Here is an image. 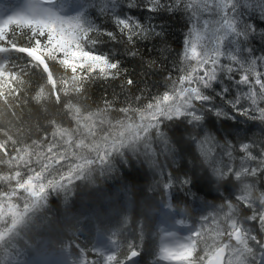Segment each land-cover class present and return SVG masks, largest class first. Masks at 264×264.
I'll return each mask as SVG.
<instances>
[{"label": "snow or ice", "instance_id": "1", "mask_svg": "<svg viewBox=\"0 0 264 264\" xmlns=\"http://www.w3.org/2000/svg\"><path fill=\"white\" fill-rule=\"evenodd\" d=\"M260 5L264 11V0ZM241 6L242 0H146L145 10L154 19L165 14L186 17L188 31L173 65L176 75L165 74L162 92L145 96L141 90L121 108H110L112 102L105 100V107L95 111L87 107L82 111L79 106L81 100L86 102L87 85L96 79L115 80L122 71L126 72L120 59L95 47L103 43L98 37L104 35L111 42L130 46L129 55L135 56L132 49L136 43L150 37L163 38L166 25L152 21L145 24L142 15L117 12L118 0H28L22 8L0 18V101L4 108L11 110L24 103L22 89L28 87L25 77L29 69H39L51 91L45 95L44 86H40L32 99L54 100L75 124L74 128H66L53 119L49 122L52 130L43 134L42 142L32 140L30 144L24 142L19 131L0 128L4 137L0 139V165L7 168V174L0 175L4 182L0 185V264H138L133 258L141 256L137 248H142L145 240L146 219L133 221L123 215L114 231L98 228L100 238L91 252L100 260L89 259L74 240L53 246L43 239L29 243L25 237L40 227L38 221H46V227L55 223L45 216L51 211L50 197L63 195L71 211L75 205H69V197L75 196L81 184L93 189L88 195H96L101 191L96 186L98 176L120 168L127 172L145 163L163 177L164 190L178 183L182 199L188 203L199 201L201 193L211 195V186L223 182L236 201L233 204L226 199L219 206L223 212L220 219L226 227H218L211 244L201 235V229H192L184 220L175 219L177 215L187 216V208L162 203L160 210H167L163 211L164 226L147 233L156 244L153 264H264V192L253 198L257 183L264 184V149L253 155L249 143L238 139L234 145L227 136L221 143L216 135L205 131L202 114L212 111L234 122L237 128L239 117L256 119L258 114L264 120V55L254 57L251 48L242 47L256 29L243 21ZM91 9H99L101 18L107 15L115 31H102L92 19ZM50 62L70 75L54 78ZM225 76L232 87L215 92L213 84ZM135 83L132 78L124 81L129 89ZM209 90L214 95L207 94ZM217 98L221 100L219 105L213 103ZM110 112L121 118L113 119ZM180 124L199 127L204 134L170 137V126ZM193 148L204 172L197 174L192 169L191 175L185 171L183 177L174 178L173 172L166 170L167 160L175 163V157ZM240 205L252 214L241 216ZM96 218L104 222L102 210L96 212ZM207 219L201 217L202 221ZM133 222L140 243L129 241L122 245L117 237ZM253 222L259 224L258 230L248 226ZM213 223H218L215 217ZM176 224L187 227L191 234L180 235ZM257 231L259 238L254 234ZM198 243L203 244L199 248L202 254H198ZM73 247L76 253L70 252ZM121 247L127 249L122 259L118 257ZM29 253L35 259H18ZM72 255L75 260L69 259Z\"/></svg>", "mask_w": 264, "mask_h": 264}, {"label": "trees", "instance_id": "2", "mask_svg": "<svg viewBox=\"0 0 264 264\" xmlns=\"http://www.w3.org/2000/svg\"><path fill=\"white\" fill-rule=\"evenodd\" d=\"M16 1L18 0H0V3L9 4ZM145 3L146 0H118L116 11H122L127 16L135 14L140 17L142 15L145 24L149 21L163 23L166 25L165 36L163 38L150 37L147 41L137 42L135 48L132 49V51L136 52L135 56L129 55L130 46L122 45L119 42H111L104 35L99 36L98 39L103 43L95 47L101 48L106 53L110 51L112 55L120 59L121 68L126 70V72L122 71L119 78L115 80L96 79L88 84L87 91L84 94L87 98L86 102L81 100L79 104L82 111L85 107L89 111H95L97 108L102 109L105 107V100L112 102L110 108L125 107L136 95L140 94L141 90H143L145 96L149 92L152 94L162 92L165 87L166 73L172 72L173 75H176L173 65L176 64L178 54L182 51L183 40L188 31L185 28L186 17L184 15L169 17L165 14L154 19L153 15L145 10ZM129 5H133V7H129ZM239 11L243 21L253 24L256 29L254 33L250 34L249 41L242 47L251 48L254 57L264 55V36L261 35L262 31H264V11L261 9L260 0H242V6ZM90 13L92 19L96 21L98 27L102 28V31H115V25L112 20L107 15L101 18L99 9H91ZM20 38L21 34L18 32L17 40H20ZM23 39L26 40L27 36H24ZM89 47L94 46L89 45ZM49 67L53 71L54 78L58 79L61 76L70 75L58 64L54 65L50 62ZM127 78H132L136 82L130 89L124 85V81ZM25 79L28 81V87L22 89L21 99L24 103L20 107L14 106L11 110H8L4 108L3 102L0 101V128L11 129L12 133L19 131L24 142L30 144L32 140L42 142L43 134L45 132L50 133L52 130L49 122L53 119L62 127H75L70 115L66 114L54 100L42 99L37 102L32 99L40 86H44L45 95L51 91L50 87L45 83L46 77L44 73L39 69H29ZM222 87H232L226 76L221 77L217 83L213 84L215 92H219ZM57 91H59V84H57ZM207 94L214 95L212 90H209ZM228 99H231V96ZM73 103L76 104L77 100L74 99ZM213 103L219 105L221 100L217 98ZM132 106L136 107L137 105L133 104ZM245 106L248 107V104L246 103ZM205 107L209 108L211 105ZM224 111L227 112L228 108L225 107ZM202 114L204 116L203 125L205 131L216 135L221 143H223V138L227 136L234 145L237 144L238 139L249 143L254 149L253 155L264 149V120H260L258 114H255L256 119L239 117L240 126L238 128L234 126V122L225 121L223 117L215 116L212 111L205 110ZM110 115L113 119L121 118L115 112H110ZM170 127L172 130L168 134L173 138L181 135L188 137L190 135L202 136L204 134L199 127L192 128L186 124L171 125ZM80 132L84 133L83 128H81ZM84 134L86 135V133ZM98 135H102V133L98 132ZM3 138L0 135V139ZM177 147L179 148L180 146L177 145ZM233 156H237L236 151L233 152ZM160 159L163 161L164 157ZM200 163L195 148H193L191 151H186L181 156L175 157V163L170 159L167 160L165 167L167 171L173 172L175 178V176L183 177L185 171H189L191 175L190 170L192 169L197 174L203 173L204 169L200 167ZM254 166L255 164L249 165V167ZM4 174H7V168L0 165V175ZM162 180L163 177L158 174V170L147 163L127 172L123 168L116 172H105L104 175H100L96 179V186L101 190L99 193L88 195L93 189L91 187L85 188L81 184L80 188L76 189L75 196L69 197V205H75L71 211L65 205L63 195L50 197L49 207L51 211L46 212L45 216L55 223L46 227V221H38L40 227L34 229L25 239L29 243H35L36 240L43 239L51 241L53 246H59L62 241L74 240L75 243L80 244L81 248L85 249L89 259L99 260L100 257L95 256L91 252L92 246L100 238L98 236V228L104 232L114 231L119 226L118 221L123 219V215H128L133 221L137 219H146L147 221L145 225V240L142 248H137V251L141 252L138 262L140 264H149L155 258L156 244L155 241L148 237L147 233L148 231L155 232L156 227L161 226L163 221H165L166 218L163 211L167 210L161 211L160 209L162 208V203L170 202L175 207L187 208V216L177 215L175 219L177 221L184 220L185 225L192 226L194 229H201V235L211 244L212 240L216 238L215 233L218 227H226L220 219L223 212L219 210V206L224 204L226 199L236 204L233 195L230 194L227 183L213 184L210 188L211 195L201 193L199 201L188 203L182 199V190L178 183L174 182V186L171 189L164 190L161 183ZM3 183V181H0V185H3ZM260 192H264V184L257 183L253 198L258 197ZM257 207H259L258 204ZM239 208L241 216L252 214L250 211L244 210L242 205ZM124 209L128 211L117 216V213ZM98 210H102L103 223L96 218ZM224 211H227V209H224ZM205 216L208 219L202 221L201 217ZM214 217L218 222L216 224L213 223ZM248 226L257 230L260 227L257 222H253ZM137 232V225L133 222L124 229V234L119 235L117 239L122 245H126L129 241L139 244ZM254 234L259 238L258 231ZM21 246L24 247L23 243H21ZM202 247L203 244L198 243V254H202L199 252V248ZM125 251H127L126 247H121L118 257L122 259ZM70 252L76 253L77 249L73 247ZM33 256L34 254L29 253L27 257L21 255L20 258L25 259ZM57 258L63 259V257ZM69 259L75 260L76 256L72 255Z\"/></svg>", "mask_w": 264, "mask_h": 264}, {"label": "rangeland", "instance_id": "3", "mask_svg": "<svg viewBox=\"0 0 264 264\" xmlns=\"http://www.w3.org/2000/svg\"><path fill=\"white\" fill-rule=\"evenodd\" d=\"M27 2H28V0H18L16 2H11L9 4L8 3H0V18L4 17L6 15H10L12 13V11H14V10H18V9L22 8ZM161 226H164V221H163ZM191 228L194 229L192 226H191ZM175 229L182 236H187V235L191 234L187 227L182 226L180 224H176ZM18 259L21 261L24 260L20 257H18ZM27 259H35V257L33 256V257H29ZM41 259H44V257H41ZM48 259L49 260H62V259L55 258V257H48ZM154 259H156V257ZM99 260H100V258H99ZM101 264H103L102 261H101ZM160 264H176V262L161 261Z\"/></svg>", "mask_w": 264, "mask_h": 264}, {"label": "water", "instance_id": "4", "mask_svg": "<svg viewBox=\"0 0 264 264\" xmlns=\"http://www.w3.org/2000/svg\"><path fill=\"white\" fill-rule=\"evenodd\" d=\"M137 258H138V257H137ZM137 258H133V259H135V260H136Z\"/></svg>", "mask_w": 264, "mask_h": 264}]
</instances>
